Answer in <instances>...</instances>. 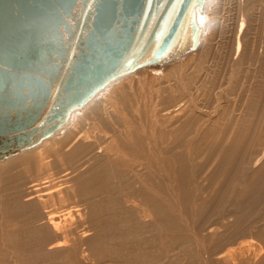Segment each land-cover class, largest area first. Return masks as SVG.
Masks as SVG:
<instances>
[{"label":"rangeland","instance_id":"374dc122","mask_svg":"<svg viewBox=\"0 0 264 264\" xmlns=\"http://www.w3.org/2000/svg\"><path fill=\"white\" fill-rule=\"evenodd\" d=\"M254 1L247 14L240 13L241 1L213 4L201 49L185 57L184 67L177 61L114 82L108 94L118 96L120 107L102 103L92 116L86 112V127L79 122L44 147L56 177L76 165L81 190L88 184L97 195L91 227L69 232L72 240L89 236L49 251L64 240L63 231L30 224L27 213L28 224L0 227V264H264V165L249 166L264 147V0ZM243 15L244 52L231 59ZM168 109L174 113L167 116ZM83 135L88 140L79 143ZM100 148L105 158L97 156ZM39 152L21 156L29 161L11 173L27 188L41 180ZM3 176V192L13 195ZM178 199L193 227L184 223Z\"/></svg>","mask_w":264,"mask_h":264},{"label":"water","instance_id":"95a60500","mask_svg":"<svg viewBox=\"0 0 264 264\" xmlns=\"http://www.w3.org/2000/svg\"><path fill=\"white\" fill-rule=\"evenodd\" d=\"M203 4L0 0V159L57 132L109 80L184 46L189 28L193 49L199 26L189 21Z\"/></svg>","mask_w":264,"mask_h":264},{"label":"bare ground","instance_id":"6f19581e","mask_svg":"<svg viewBox=\"0 0 264 264\" xmlns=\"http://www.w3.org/2000/svg\"><path fill=\"white\" fill-rule=\"evenodd\" d=\"M233 1H235V0H231L230 3H232ZM237 1H241L242 6L240 8V13L242 11L245 14L248 13L249 4H252L253 2H255L254 0H237ZM215 3L217 5L219 4L218 7H220V5L222 6L224 4L222 2V0H204V4H203L201 10H199L197 8V6L195 7L196 8L195 19H196V22L199 26V32L201 31L203 33V35L202 36L199 35V32H198L197 39H199V40L197 42V45L193 49H188V46L191 43V29L189 28V30L187 31L188 33L185 36L186 40H185L184 46L181 45L182 42L178 41L175 44V47H173V50H171L166 56H168L171 53H175V54L164 59L166 57L165 56L162 60H160L156 63L149 64V65L148 64L147 65H141V66L134 68L133 70H131L129 72H124L122 74H119L115 78L109 80L103 87L98 89L95 92V94H93L84 104H82V106L73 108L71 110V113L68 117L66 124L63 125L57 132H54L52 135L43 138L35 146L23 149L22 151H20L18 153H15V154L8 156L7 158L0 159V162H2L0 164V174L5 175L11 181L12 186H13V195H9V194L3 192V190H2L3 189L2 178H4V176L3 175L0 176V227H4L8 223H12V222H15L17 224H20L22 222H26L28 224V219H23V216H25L28 213L30 224H33L37 227H47L48 226L53 231H56V232H57V230H59L60 232H61V230L63 231L64 240L59 241L58 246L57 245L51 246L49 251L54 250V249H61L64 247V245L65 246L74 245L75 243L78 242V240L79 241H82V240L86 241L87 240L86 238L89 236V234H87V232H84L83 235L82 236L80 235V237H78L77 239L75 238L76 240H72V237H71L72 234L69 232L71 231L70 230L71 227H91L89 224V221H92V219H89L88 217H90V214L93 212L94 209H96L97 205L99 204V202L97 200V195H93V194H95V192L92 194L93 188L88 184H85V185L83 184L85 191L81 190L82 185H81L80 174H79L80 168L76 167V165H74L71 169H67L66 172H64V174H65L64 176L56 177V174H54V171L51 168L47 167V164L49 162L48 160L51 158V156H47L46 150L44 147H46L47 145H50V143H52L54 141V138L61 135L63 133V131L69 133L71 130V127L73 125H77L79 122H81L85 126L87 121H89V119H90L89 115H85L87 111L92 110V112L90 114V116H92L94 114V111H97L101 108L102 103L104 105L111 104V105H113L112 106L113 108H116L117 107L116 105L119 106L120 102H119L118 96L115 97L113 95L108 94L110 85H112L114 82H117V81H119L125 77L136 74V73L143 71V70L153 69V70L159 71L161 69H166L165 68L166 66H168L169 64L175 63L177 61H180L182 64V67H184V65L186 64L185 57H187L191 54H195L201 49L202 41L204 38V30H205L207 24L209 23L208 19L206 18V13H207L208 9ZM243 3H244V5H243ZM212 14L215 15V12L213 11ZM247 18L248 17L246 15H243L240 18L241 19V24L239 25L240 30L238 31L239 33L236 36V40L234 42L235 50L231 55V59H234V57H236V56L239 57L244 52V45H245L244 43L245 42L243 40L242 34L245 31V27H247L246 26L247 25V23H246ZM259 52H264V48H262V49L260 48ZM146 57L147 56L144 55L139 59H146ZM258 67H259V65H258ZM182 70H184V68H182ZM143 80H144V86H145V81H146L145 76L143 77ZM120 89H122V88H120ZM151 98H153V96H151ZM148 102L149 101H147V103ZM150 108H149V110H150ZM164 112L167 116L172 115L174 113V112H172L171 109H168ZM175 112H177V111H175ZM149 135H150V133H149ZM83 136L84 137H82L83 138L82 141H80L79 143H84L88 140L87 135H83ZM79 139H81V138L80 137L77 138V136H75V137H73L72 141L73 140L79 141ZM151 143H152V138H151V136H149V145ZM41 145H44L42 147L43 149L39 148ZM77 148H78V145L76 147H74L73 150L72 149L68 150V151L66 150L65 154L71 155L74 152V150H76ZM103 149L104 148L99 149V152L97 153L98 157L105 158V155H104L105 151ZM150 149L153 153L154 150L151 147H150ZM38 150L40 152L36 156V158L38 160V162L36 164L39 165V167H41L40 168L41 170H38L39 167L37 168V170L39 172L38 176H40L39 179H41V180H35L34 184H32L31 187L27 188V187H25L26 185L23 184V180L19 179L17 177V174L11 175V173H12V171L15 170L14 167H16L19 163H22V161L24 162V161L28 160V159H24L23 155L26 156V154L34 152V151H38ZM21 156H23V157H21ZM17 157H18V159H17ZM58 157H59L58 159L60 160L61 155H59ZM136 157H138V156H136ZM154 157L156 158V160L162 159V158L160 159L161 156H154ZM10 161H12V162L9 163ZM6 163H9V164H6ZM25 165L27 166V164H25ZM151 165H153V164H151ZM263 165H264V147L261 149V152L258 153L254 157L253 162H251V164L249 163V166H250L252 171L258 170ZM17 167H20V166H17ZM26 168L27 167H25L24 165L22 166V169H26ZM32 169L33 168H31V170ZM163 172H164V175H165L167 181L169 182V186H170L169 188L176 191L177 189L173 185L174 182L172 183L173 175L166 169V167H164ZM72 178H73V181H72ZM70 182H72L71 185H69ZM108 189H110V188H107V190ZM77 192H79V194H81L80 197H78L76 195ZM56 201L60 204V207H57ZM180 201L181 200L178 199L177 203L179 204V211L182 214V219L187 226L193 227L192 224L187 220V218L183 216V212H182L183 206L181 205ZM45 202H47V204L50 205V207H52L53 209L52 210H50V209L43 210L41 208L40 204H43ZM257 215H258V213H257ZM196 221H195V223H196ZM22 226L23 227H31V226H27V225H22ZM32 234L36 239H38V236H37V233L35 230L32 231ZM70 238H71V240H69ZM201 240L198 239L199 247L201 249L205 250V245ZM72 241H73V243H72ZM68 242H70V244Z\"/></svg>","mask_w":264,"mask_h":264},{"label":"snow or ice","instance_id":"6c2138e0","mask_svg":"<svg viewBox=\"0 0 264 264\" xmlns=\"http://www.w3.org/2000/svg\"><path fill=\"white\" fill-rule=\"evenodd\" d=\"M96 2V0H93V3H95ZM195 16H196V8H195V5L193 6V9H192V12H191V18H190V23H192V26L194 27V28H198V26H197V24L196 23H194L193 21L195 20ZM199 35H203V33L200 31L199 32Z\"/></svg>","mask_w":264,"mask_h":264}]
</instances>
